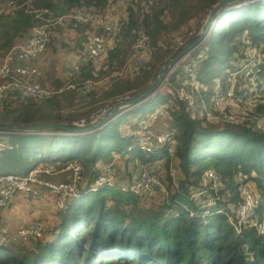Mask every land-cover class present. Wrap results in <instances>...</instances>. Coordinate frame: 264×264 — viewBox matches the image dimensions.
I'll use <instances>...</instances> for the list:
<instances>
[{
	"label": "trees",
	"instance_id": "obj_1",
	"mask_svg": "<svg viewBox=\"0 0 264 264\" xmlns=\"http://www.w3.org/2000/svg\"><path fill=\"white\" fill-rule=\"evenodd\" d=\"M220 1L200 0L198 13L206 17ZM187 2L168 0L161 11L155 9L143 19L137 18L131 9L127 21L118 23L121 43L108 52L106 65L98 66L95 61L86 63L78 78L72 80L75 90L58 91L41 102L25 99L18 93L10 94L0 108V122L74 123L100 107H112L127 95H136L148 87L153 76L151 64L158 52L166 55L160 65L165 58L170 60L175 55L169 47L164 50L160 44L163 32L170 29L169 24L174 22L176 29L196 17L188 16ZM16 3L18 8L13 13L0 17V61L35 27L78 11L104 12L112 0H17ZM67 27L78 31L75 49L79 50L88 26L69 21ZM141 28L149 37L150 47L155 49L151 61L126 78L111 79L104 86L94 85L89 93L81 95L79 88L88 81L99 83L106 77L112 78L113 71L123 69L132 56ZM240 36L251 37L256 44L264 45V0L228 10L204 44L191 54L192 60L183 63L186 75L180 69L170 84L178 82L180 76L182 81L185 77V82L192 80L188 68L198 59L194 74L204 87L212 90L214 82L221 79L222 70L233 68ZM127 47L131 48L130 52ZM169 88H161L148 102L92 133L0 134V144L4 145L0 151V175L27 176L35 168L48 164H55L60 170L69 165H80L83 169L78 195L68 198L63 209L58 210L60 222L52 237L31 245H0V264H264V235L254 229L238 235L228 222L242 202L238 182L241 176L245 177L244 182L256 186L260 201L258 215L264 216V133L246 126L220 128L193 119L188 104L177 99L175 90L172 92ZM212 94L209 91L204 96ZM171 101L175 102V108L168 118L160 119L158 129L176 130V154L173 157L162 152L146 155L137 149L136 139L129 134L139 129L143 118L131 122L130 115L144 107L151 109L149 115L154 114ZM115 155L121 156L125 163L138 159L148 166L161 163L166 168L177 160L178 184L169 180L168 196L159 206L150 209L141 206L142 197L123 192L119 187L91 191L101 174V165ZM209 170L227 179H223L225 190L221 194L229 202L217 203L210 209L211 213L224 209V214L207 217L203 215L205 210L191 199V192L202 188L203 176ZM191 212L196 217H191ZM206 218L210 219L208 225H204ZM36 221L42 220L33 222Z\"/></svg>",
	"mask_w": 264,
	"mask_h": 264
},
{
	"label": "built area",
	"instance_id": "obj_2",
	"mask_svg": "<svg viewBox=\"0 0 264 264\" xmlns=\"http://www.w3.org/2000/svg\"><path fill=\"white\" fill-rule=\"evenodd\" d=\"M131 1L112 0V3L104 12L78 11L68 17L48 20L47 24L35 27L23 45H15L6 57L0 61V108L5 99L12 93H18L21 97L36 102L44 101L55 94L36 81L41 72L36 66L35 61L47 48L50 41V26H64L68 21H75L78 24L88 26L89 31L86 33L85 40L81 46L80 58L82 62L89 63L92 60L106 59L109 50L114 49L116 45L121 43L118 29L120 17L114 16L112 13L116 10H124ZM17 8L15 0L1 1L0 17L13 13ZM250 39L249 37H244L243 41L238 40L240 41L239 45L242 46V51L233 68L228 70L229 73L226 78H229L231 81L239 78L241 86L250 90L252 95L264 99V61L261 64L260 58H256L257 55H261L264 58V50L255 45L254 41ZM183 44L180 40H178V43L173 42V48L178 46L176 49H173L174 54H177L181 50ZM148 47L149 37L144 31H140L137 41L133 46L132 56L125 64L124 69L118 73V76L126 78L133 72L132 67L135 63L142 64L144 62L143 52L147 51ZM197 66L198 59L192 67L188 68V74L192 77L193 81L192 86H195V88L201 86V83L194 74ZM94 85L96 84L93 81H88L84 87L79 88L80 94L86 95ZM224 88L220 86L214 87L213 94L208 96V99L211 98L208 107L214 110L215 107L224 105L234 99L239 92L236 89V85L232 82L225 85ZM69 89L75 90L76 87L70 85ZM204 91L209 93L206 89ZM130 96L127 95L118 101L127 100ZM194 98H197V96ZM179 99L182 101L180 96ZM201 99H206L204 93L199 95L198 100L200 101H198L199 104L197 105L202 110L207 108V106L204 105L205 101H201ZM186 100L190 108L195 107L193 95L186 96ZM110 108L111 106L109 105L100 107L88 118L77 123L81 122L82 125L89 124L92 121L104 117ZM174 108L175 102L173 101L161 106L149 120L140 121L139 129L132 130L129 133L130 137L136 139L137 149L146 155L162 152L173 157L176 154L178 147L176 130L170 128L160 134H155L153 131L155 121L168 118L170 111ZM89 119L91 121L88 122ZM232 124L246 126L247 128L264 133V128L262 129L255 122L249 123L241 121ZM3 146V143H1L0 151L3 149ZM153 170L150 171L148 168L140 166L139 172L130 184L118 185L114 180L115 168L113 164L106 165L102 169L100 176L93 183L91 191L96 192L104 187H119L123 192L131 193L137 197L152 194L157 189L165 192L166 190L163 185L164 165L157 163ZM62 172L71 173L69 181L57 182L51 179V177L59 175ZM62 172H59L55 164H48L35 168L27 176L13 174L0 175V209L7 208L18 194H25L33 200H38L44 193L56 197V207L59 210L63 209L65 201L68 198L78 195V183L81 179L83 169L80 165H69ZM172 173H175V169L172 170ZM244 180L245 177H239L242 202L235 208L234 214L229 216L228 222L233 226L234 231L238 235L246 229H254L259 235H264V216L260 217L258 215L260 201L254 197L251 189L244 184ZM203 182L211 184L216 193L224 186L222 178L213 170L205 172ZM205 194L208 195L202 189L192 191L191 199L200 201L202 198H206ZM218 201H220L219 198H215V201H211L208 205L200 206L201 209L205 210L203 215L210 217L214 214H224V209H218L214 213L210 211L211 208L217 206ZM190 216L196 217L194 212H191ZM208 224H210V219L206 218L204 225ZM54 230L55 226L53 224L45 221H36L29 226H21L17 230L11 231L7 225L0 221V245L35 244L39 241L50 239Z\"/></svg>",
	"mask_w": 264,
	"mask_h": 264
},
{
	"label": "rangeland",
	"instance_id": "obj_3",
	"mask_svg": "<svg viewBox=\"0 0 264 264\" xmlns=\"http://www.w3.org/2000/svg\"><path fill=\"white\" fill-rule=\"evenodd\" d=\"M15 1H17V0H15ZM258 1L259 0H243L240 2L233 3L235 5L231 4L233 6L228 5L226 8L228 11V10H231L232 8L235 9V8L243 7L245 5H249V4H252L254 2H258ZM166 2H168V0H132L124 8V10H116L114 13H112V15L119 16L120 21H127L129 14H130V10L133 9L135 11L136 17L139 19H143L144 15H151L155 11V9L157 10V12L161 11L162 7L166 4ZM200 4H201L200 0H189V2L186 3V9H189V11H190L188 16H190V17L196 16V17L189 20L185 25L175 29V28H173L174 22H171L169 24L170 29L168 31H164L161 38H160V40H161L160 44L164 48V50H167V47H169L168 49L172 50V51H173V49H176L178 46H176V48H173V46H174L173 42L178 43V40H180L182 43H184L183 46L181 47V49H182L185 45H187L194 37H196L201 32L202 27L204 26V24L207 20L208 14L206 17H202L203 14L198 13V8L200 7ZM226 8L225 9L223 8L224 10L222 9V11L220 12V15H222L226 11ZM201 13H203V12H201ZM169 21L170 20H168L167 22H169ZM82 25H84V24H82ZM65 26H66V24L64 26H61V25L55 26L54 25L51 27L50 41H49L50 44L48 43V45H47V49L45 52L46 55L44 56L45 60H42V62L39 65L40 67H38L41 70L40 71L41 74H40L39 78L36 79V81H38L43 87H46L49 91L54 92L55 94H57L58 91L66 90V87L68 90H72V89H69V86L72 83L71 82L72 81L71 76H70V73H71L70 70H72L74 63L79 61V59L81 57V54H80L81 48L79 50L75 49L76 41L79 38V35L77 33L78 31H76L74 28L73 29H70L68 27L65 28ZM140 31H144V29L141 28ZM1 34H2V32L0 30V41H1ZM27 38H25L24 40H21L17 44H22L24 41L27 40ZM237 38L240 41H243L244 36L243 37L240 36ZM250 40L254 41L253 38H251ZM240 41L237 40L238 45H237V49H236L235 54H234V59L236 58V60H238V58L241 54V51H242V46L239 45ZM255 45L261 47L264 50V45H258L256 43H255ZM127 49L129 52L131 51V48L127 47ZM109 51H111V50H109ZM154 52H155V49L150 47V45H149L148 50L143 52L144 53L143 54L144 62L140 65L135 63V65H133V67H132L133 72L131 74H134L140 67H142L143 65H145L149 61H151V59L154 56ZM132 53H133V48H132ZM173 53H174V51H173ZM165 56L166 55L164 53L159 54V52H158L157 57L155 58V60H153L154 62H152V64H151L153 76H151L152 79L150 80L148 86L155 80L160 69L169 61L168 60L169 58L168 59L165 58L163 64L160 65V60ZM130 58H128L127 61L130 60ZM256 58L257 59L260 58L261 64L263 63L264 58L261 55H257ZM107 59H108V57L106 59H99L97 61L96 60H92V61H95L98 66H101V65H106ZM190 60H192V58L190 59V57L185 59L178 66H176L174 68V70H172V72L168 75L167 81L163 85L162 89H165V87L170 86V88H169L170 91L174 92V90H175V94H176L177 98L179 99V96H180L182 98V101L185 103L188 102L186 100V96L193 95V102L195 104V107L190 109L191 117L193 119L203 120V121H205L204 122L205 124L207 123V124L216 125L217 127H220V128H225L228 126L229 127L230 126H238V125H234L232 123L241 122V121H246L249 123L255 122L259 126H261L262 129L264 128V99L263 98L260 99V97H256V96L252 95L250 90H247L246 88L241 86L239 78H237L236 80H232V81L229 80V78L227 79L226 76L229 73L228 69L222 70L221 79H217L214 82V84L212 85L213 86L212 90H208L202 84L199 88H195V86H192V84H193L192 80L185 82L187 80V78L185 77L184 81H182L181 77H183V76L179 77L178 82L176 81V83L170 84V80H171L172 76L176 72H178L180 69H183L182 71H184V75H186V71H185V67H184L183 63H187ZM43 61H45L46 63H49V65L46 68H44L45 62H43ZM124 67H123V69H124ZM123 69H121V70H123ZM118 73H119V71L116 73L113 71L112 76H111L112 78L106 77V78L100 80L99 83H96L94 81H93V83L96 84L95 86H104L111 79L123 78V77H119ZM230 82L234 83V85H236V89L239 91L234 99H232L231 101H229L228 103H226L224 105H221L219 107H215V109L213 110L212 108L208 107V103H210L211 98L208 99V97H205L206 99H201V101H203V100L205 101L204 105L207 106V108L201 110V108H199L197 106L199 104L198 101H200V100H198L199 95L201 93H206L204 91V89H206V91H212V93H213L214 87L220 86L221 88L225 89L224 86L227 84H230ZM187 85L189 86V88H187ZM196 96H197V98H194ZM150 111H151V109L149 107H144V109H142L136 113H133L132 115H130L131 122L139 121L140 118H143V119H141V121L142 120H149L150 117L155 114L154 113V114L149 115L148 113ZM64 113H66V111ZM79 114H81V113H79ZM86 117H84V118L81 117L78 121H82V120L86 119ZM78 121H76V122H78ZM161 122L162 121L160 119L155 121V125L153 126V131L155 134H160V133H163L165 131L164 129H158V125ZM48 133H50V134H48ZM58 134L61 135V133H58ZM58 134H56L55 132L52 133L50 131H47L46 134H42V135H58ZM115 157L118 159L116 164L113 163V166L115 168V175H114L115 182L118 185H120L119 183H121L122 178L125 177L126 179L129 180L128 184H130L132 182L133 178L135 177V175L139 172L138 171L136 173V171L139 170L140 167L137 169V166L135 164H131V163L129 164V163L123 162L122 159L120 158L121 156H114V158ZM107 165H109V164H107ZM122 165L125 168L123 171L120 169V167ZM155 165L156 164L148 166V165L142 164L140 166L146 167L150 171H152L155 168ZM105 166L106 165L102 166L101 171ZM173 169H175V173H172ZM58 170H59V172L63 171L60 169H58ZM62 173H69V172H62ZM62 173H60L59 175H61ZM215 173H217V172H215ZM56 176H58V175H56ZM56 176L51 177V179L54 180L53 178H56ZM179 177H180V170L178 169L177 160H175L174 163H171L169 168H166L165 164H164L163 185H164L166 191L163 192L160 189H157L152 194L142 196L144 204H142L141 206L147 207L149 209L159 206L163 202V200L166 198V196H168V193L170 192V189L168 186L169 180H172V182H174V184L177 185L178 181H179ZM220 177L222 178V176H220ZM70 178H71V176L69 173V180H70ZM223 179H225V178H222V180ZM66 180H57V178H56L55 181L66 182ZM69 180H67V181H69ZM225 180L227 181V179H225ZM238 182H239V179H238ZM244 184L247 185L251 189L252 193L254 194V197H256V199H257V196H256L257 193H256V189H255L256 186L251 182H244ZM201 189L206 191V193L208 195L205 194L206 198H202L200 201H198V200L196 201L193 199L195 201V203L197 205H199V207L200 206L203 207L204 205H208L211 201H215V198L216 199L219 198V200H220L217 203L221 202L222 204H227L229 202V199L225 198L221 194L225 190L224 186H222V189L218 193H216L211 184H208V183H205L202 181V188ZM239 195H240V198H242L241 191L239 192ZM18 196L30 199V197L25 195V194H20V195L18 194L14 197V200ZM155 198H156L157 202H155L154 204L151 203L150 201H153ZM29 206L31 207L29 211H34V209H37L38 208L37 200H36V204L29 205ZM5 209H7V208H5ZM58 210H59L58 208L57 209L55 208V203H54V206H52L51 210L49 211L50 216L51 217H54V215L57 216ZM46 212L48 213V210Z\"/></svg>",
	"mask_w": 264,
	"mask_h": 264
},
{
	"label": "water",
	"instance_id": "obj_4",
	"mask_svg": "<svg viewBox=\"0 0 264 264\" xmlns=\"http://www.w3.org/2000/svg\"><path fill=\"white\" fill-rule=\"evenodd\" d=\"M243 0H222L214 6L202 27L201 32L185 45L172 59H170L159 71L155 80L145 89L141 90L127 100L118 101L113 105L104 117L82 125L80 122L74 123H42V124H16L10 122H0V133L23 134V135H42L47 131H59L61 135H84L92 133L102 128L114 120L121 111H129L152 99L167 81L168 75L181 62L187 59L193 52L199 49L211 35L216 23L227 12V6ZM226 11L220 15L222 9ZM223 9V10H224ZM50 134V133H49ZM58 134V133H56ZM59 135V134H58Z\"/></svg>",
	"mask_w": 264,
	"mask_h": 264
},
{
	"label": "crops",
	"instance_id": "obj_5",
	"mask_svg": "<svg viewBox=\"0 0 264 264\" xmlns=\"http://www.w3.org/2000/svg\"><path fill=\"white\" fill-rule=\"evenodd\" d=\"M68 22L66 23L65 28L67 27ZM23 43H25V41ZM22 44H17V45H22ZM45 52H46V50H45ZM45 52L35 61V64L37 67H40L39 65L42 62V60H45L44 59V56L46 55ZM43 62H45V61H43ZM48 65H49V63L45 62L44 68H46ZM84 65H86V63L82 62L81 58L79 59V61L74 63L72 70H70L71 80H73L74 77H75V79L78 78L80 71L84 67ZM71 85H73V84L71 83ZM66 90H68L67 87H66ZM61 92H63V90L59 91L58 93H61ZM115 156H119V155H115ZM120 158L122 159V157H120ZM117 160L118 159L116 157L115 158L113 157L109 162H106V163L107 164H113V163L116 164ZM122 161H123V159H122ZM123 162H125V161H123ZM106 163H103L100 168H102L103 165H107ZM130 163L135 164L137 166V169L140 167V165L143 164L138 159L131 160L129 162V164ZM120 169L123 171L125 168L122 165L120 167ZM138 171L139 170H137L136 173ZM70 176H71V173H70ZM56 178H57V180H66V179L69 180V173H62L61 175L56 176ZM56 178H53V179L56 180ZM128 182H129V180L126 179L125 177H123L121 180V183H119V184L120 185L121 184H128ZM37 202H38V208L34 209V211H29L31 208L29 205L36 204V200H33L32 198L27 199V198L18 196L15 200L13 199L12 203L10 204V206L7 209H3L1 211L0 221L3 222L5 225H7L11 231H15L21 226L29 225V224L33 223V221H35V220H42L45 222H49V223L53 224L55 226V228H57V226L60 222L58 214H57V216L54 215V217H51L50 213H49V211L51 210V207L54 206V203H55V208L57 209L56 197H54L48 193H44L43 196L37 200ZM150 202L154 204L155 202H157V200L155 198L153 201H150ZM47 210H48V213L46 212Z\"/></svg>",
	"mask_w": 264,
	"mask_h": 264
},
{
	"label": "clouds",
	"instance_id": "obj_6",
	"mask_svg": "<svg viewBox=\"0 0 264 264\" xmlns=\"http://www.w3.org/2000/svg\"><path fill=\"white\" fill-rule=\"evenodd\" d=\"M130 110H131V109H130ZM123 112H127V111H121V112L119 113V115L122 114ZM123 114H124V113H123ZM119 115H118V116H119ZM118 116H117V117H118ZM117 117H116V118H117Z\"/></svg>",
	"mask_w": 264,
	"mask_h": 264
}]
</instances>
